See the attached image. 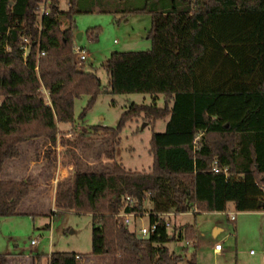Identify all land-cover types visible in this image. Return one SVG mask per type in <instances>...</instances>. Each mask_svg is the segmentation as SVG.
<instances>
[{
  "label": "trees",
  "instance_id": "16d2710c",
  "mask_svg": "<svg viewBox=\"0 0 264 264\" xmlns=\"http://www.w3.org/2000/svg\"><path fill=\"white\" fill-rule=\"evenodd\" d=\"M44 1L48 14L40 17ZM60 1L67 11L59 9ZM125 1L0 0V177L21 145L43 139L54 148L58 125L74 124L75 100L88 97L81 120L103 91L94 72L73 65L75 17L149 14L150 50L113 52L103 67L110 94L149 95L153 104H134L114 129L91 130L117 142L137 117L166 121L165 131L149 142L152 166L138 172L114 161L103 172L76 171L67 197L74 212L91 215L85 258L178 264L181 257L164 245L193 238V226L168 230L159 215L223 213L229 203L238 213L264 212V0H143L141 8H122ZM160 98L162 108L155 105ZM214 165L226 168L228 177L215 174ZM28 193L27 182L0 178V218L13 216ZM146 212L149 224H157L147 241L117 218ZM81 260L56 252L47 264Z\"/></svg>",
  "mask_w": 264,
  "mask_h": 264
},
{
  "label": "rangeland",
  "instance_id": "374dc122",
  "mask_svg": "<svg viewBox=\"0 0 264 264\" xmlns=\"http://www.w3.org/2000/svg\"><path fill=\"white\" fill-rule=\"evenodd\" d=\"M143 0H126L122 8H141ZM59 9L68 10L66 1H60ZM81 14L75 17L74 29L81 34L75 44L88 54L82 65L87 72H94L102 84V93L97 97L94 105L86 112L83 119H79L85 108L88 97L83 96L74 102V124H60L61 129L72 128L74 138L84 147L68 155V150H62L61 158L69 161L82 162L83 167L91 169L90 161L112 159L132 171H148L153 159L149 154V142L153 134L165 131L166 121H156L149 124L142 116L125 124L119 134L117 142H113L104 132H94L92 127H106L114 129L122 114L134 104L150 106L153 99L149 95L129 94L112 95L109 93V78L104 64L113 52H142L150 50L151 43L147 33L151 28L149 14L129 15L122 13ZM88 30L94 31L93 35ZM155 105L163 107V101L157 99ZM77 127H82L76 131ZM87 135L89 138L84 139ZM57 146V145H56ZM56 146L51 150L39 145L32 147L20 146L17 167H24L28 159L36 160L43 156L45 162L40 167L46 174L55 171L54 161L57 160ZM63 149L67 144L62 143ZM72 153V152H71ZM98 158H95L97 157ZM86 161V162H84ZM5 164L4 177L10 179L12 165L15 161ZM97 163V162H96ZM98 165V164H95ZM105 165V164H104ZM102 166L97 167L104 170ZM106 170V169H105ZM67 192H64L63 207L54 208L46 197L30 196L17 209V215L0 218V264H47L51 253H73L82 256L78 264L83 263L85 256L91 252L92 220L90 214H78L70 207ZM68 206V207H67ZM150 204L146 203L145 208ZM21 207V208H20ZM236 214V219L230 222L228 216ZM173 226L189 223L195 225L197 246H186L185 241H170L165 247L170 253L181 257L178 264H189L194 256V264H264V213L235 211L229 203L223 214L212 216L208 213L197 214L190 211L179 214L170 219ZM223 223L224 232L219 237L223 247V256L215 257L209 249L214 223ZM144 226L149 222L145 221ZM192 240L191 238H187ZM34 240L36 244L31 245ZM25 254L16 256L15 260H7L10 254ZM39 255V260L31 257ZM28 255V256H27ZM28 257V258H27ZM96 264V263H94ZM99 264V263H97Z\"/></svg>",
  "mask_w": 264,
  "mask_h": 264
},
{
  "label": "crops",
  "instance_id": "0c3cea01",
  "mask_svg": "<svg viewBox=\"0 0 264 264\" xmlns=\"http://www.w3.org/2000/svg\"><path fill=\"white\" fill-rule=\"evenodd\" d=\"M75 28V27H74ZM76 35H78V32L75 31V29L73 30V44L74 46H77L75 44L76 40ZM78 47V46H77ZM80 48V47H79ZM161 99V98H160ZM82 127H77L76 131H80L82 130ZM70 138H74V134L72 133V128L70 127L69 129H61L60 125H58V134H57V141H56V154H57V160L56 162L54 161V167H55V171H53L52 173H48L46 174L44 172V170L40 167H38L39 165H41L43 162H45V159L43 158V156H41L40 158L33 160V159H28L25 162L24 167H17L18 165V159L12 160V164L15 161L14 164H16V166L14 167L12 165V171L10 173V179L7 178H3L4 177V171H5V166L4 169L2 171L1 174V180L5 181V182H20V181H25L28 183L29 186V193L27 195L26 198H24L19 206H22V204L26 201L27 198H29L30 196H42V197H46L47 199H49L51 202H53L52 206L54 208L57 207H63V197H64V192H67V190L69 189L71 182H72V177L74 175V173L76 171H79L81 173H99V172H103L105 171V169H110L113 165V160L112 159H106V160H95V161H90L87 164H89L91 166V169H87L85 167H83L82 162H80L79 160H77L76 162L73 161H69V160H65L63 159V157L61 158L62 155V150H68L67 153L68 155L71 154H75V152L78 150H81L84 146L81 144H77V142H71ZM89 138V136L85 135L84 139ZM67 144V148L63 149L62 143ZM39 143L42 144V146L44 147L43 149L46 148V143L43 139H38V140H32L29 141L23 145H21L22 147L24 146H35V145H39ZM19 152H20V147H19ZM72 152V153H71ZM95 158H98L95 157ZM86 162V161H84ZM97 162V163H96ZM98 164V165H95ZM105 164V165H104ZM103 165V171L97 169V167L102 166ZM71 207V201H68ZM18 206V208H19ZM67 206V207H68ZM17 208V209H18ZM21 208V207H20ZM72 208V207H71ZM150 206L146 211L150 210ZM17 212V210H16ZM258 213V212H256ZM260 213H264V212H260ZM202 214V213H199ZM211 214L212 216H218L221 215L223 213H208ZM17 215V213H15L13 216ZM236 219V217H235ZM148 221V212H146L145 214H143L142 216H139L137 218L134 217H130V224L128 225L129 229L133 232H135L138 235L139 229L146 227L143 225V223ZM184 225H189V226H193V238H191L194 242L195 245L194 247L196 248L197 244V233H199L196 229H195V225H191L189 223H184V224H180L179 226H184ZM224 232V227H223V223H214V225L212 226V237L209 240V249L211 251V253L215 256V257H222L223 256V247H222V251L219 254H215L213 252V245L215 243H218L219 237L220 235ZM24 256L25 254L21 253V254H10L8 255L9 257L7 258V260L11 259V260H15L16 256ZM28 256V255H27ZM39 256L38 254L35 256V258ZM28 258V257H27ZM34 260V257H31ZM35 260H39V259H35ZM83 260V259H82ZM85 261L81 264H94V263H99V264H113V260L110 257H96V258H85ZM31 264H35V262H32Z\"/></svg>",
  "mask_w": 264,
  "mask_h": 264
},
{
  "label": "built area",
  "instance_id": "2783aa9c",
  "mask_svg": "<svg viewBox=\"0 0 264 264\" xmlns=\"http://www.w3.org/2000/svg\"><path fill=\"white\" fill-rule=\"evenodd\" d=\"M48 7H49V2L48 1H44V3H42L40 5L39 8V13H40V17H43L44 15L48 14ZM39 56H43V53H41ZM88 54L85 52L84 49L79 48L77 46H73L72 49V58H73V65L75 66V68L79 71H84V69H82V65L85 62V60L87 59ZM201 135H196L193 139V145L194 148H196L198 146V142L200 140ZM213 172L215 174L218 173H223L226 177H228V170L226 168L224 169H219V167H217L216 165H214L213 167ZM174 216H176V214L174 213H168V214H162L159 215L158 217H164L165 221H164V226L166 229L171 230L173 228L172 222H171V218H173ZM130 217H133L132 214H120L117 216L118 219H122L123 223L125 225H129L130 224ZM235 217L236 214L235 213H231L228 216V219L230 222L235 221ZM157 229V224H149L147 227H143L139 229L138 235L140 236H146V235H151L152 233H154ZM185 241V245L186 246H191L194 247L195 242L193 240H184ZM36 244V242L34 240L31 241V245L34 246ZM222 251V244L221 243H215L213 245V252L215 254H219ZM78 259V258H77Z\"/></svg>",
  "mask_w": 264,
  "mask_h": 264
},
{
  "label": "water",
  "instance_id": "95a60500",
  "mask_svg": "<svg viewBox=\"0 0 264 264\" xmlns=\"http://www.w3.org/2000/svg\"><path fill=\"white\" fill-rule=\"evenodd\" d=\"M75 37H76V39L79 40L80 37H81V34L79 33V34L76 35ZM263 180H264V177H263ZM137 238H138L139 240H142V241H147V240H149L150 235H146V236H140V235H138Z\"/></svg>",
  "mask_w": 264,
  "mask_h": 264
}]
</instances>
